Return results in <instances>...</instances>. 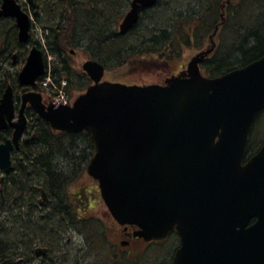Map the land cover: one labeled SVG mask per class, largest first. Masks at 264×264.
<instances>
[{"label": "water", "instance_id": "water-1", "mask_svg": "<svg viewBox=\"0 0 264 264\" xmlns=\"http://www.w3.org/2000/svg\"><path fill=\"white\" fill-rule=\"evenodd\" d=\"M156 1L131 0L118 34L128 33ZM0 18L14 20L19 43L29 41L30 18L16 0H2ZM213 48L211 42L162 84L144 86L105 81L104 66L88 59L81 68L91 84L71 106L45 105L41 94L28 91L20 96L17 118L8 84L0 98V132L11 129L0 142V194L29 107L53 130L89 133L94 155L86 172L97 181L111 218L136 227L133 236L145 242L179 235L171 264H256L254 238L263 220L245 226L260 217L256 200L264 197L256 193H264V143L242 160L264 110V56L210 78L201 74L200 64ZM44 74L43 52L34 45L17 83L32 89ZM198 190L212 193H193Z\"/></svg>", "mask_w": 264, "mask_h": 264}, {"label": "trees", "instance_id": "trees-1", "mask_svg": "<svg viewBox=\"0 0 264 264\" xmlns=\"http://www.w3.org/2000/svg\"><path fill=\"white\" fill-rule=\"evenodd\" d=\"M33 1L43 17L42 34L48 54L61 56L60 64L52 65L49 76L57 85L65 81L67 92H83L90 85L84 73L70 67L65 55L66 48H78L75 45L80 42L90 59L101 63L105 70L123 66L132 56H149L170 64L184 48L202 49L219 26L212 53L200 66L204 75L219 77L264 56V0H157L141 11L136 25L125 35L118 34L116 25L130 0H90L86 4L81 0H57V7L50 0ZM115 9L119 10L111 18ZM34 43L32 38L26 44L19 43L14 21L0 18V98L8 84L16 103L18 95L27 91L18 86V71L13 68ZM34 89L38 90L37 86ZM27 119L20 147L12 154L13 170L5 178L0 194V217L10 215L5 219L13 225L2 227L0 222V264H19V247H26L31 241L29 235L37 236L38 229L43 237L57 231L67 222V216L73 228L82 222L72 204L69 214L62 208L67 205L66 190L82 176L93 156L89 133L55 131L32 110L27 111ZM10 134L11 129L0 133V141ZM41 192L49 196L52 209L38 222L41 224L33 225L23 220L29 217L25 210L38 204ZM81 193L83 190L74 192L72 199L77 202ZM17 226L28 234L14 231V227L20 228Z\"/></svg>", "mask_w": 264, "mask_h": 264}, {"label": "rangeland", "instance_id": "rangeland-1", "mask_svg": "<svg viewBox=\"0 0 264 264\" xmlns=\"http://www.w3.org/2000/svg\"><path fill=\"white\" fill-rule=\"evenodd\" d=\"M83 1V4L89 3L90 0H81ZM99 2V1H98ZM97 2V4H99ZM19 3L22 5L24 9H27V12L29 11V6L27 5L25 0H19ZM50 3H54V7H57V0H50ZM41 4V3H40ZM129 4V3H128ZM127 4V7H128ZM103 8V5L100 2V10ZM56 9V8H55ZM121 9V8H120ZM119 9H115L113 13H111L112 16L116 14V11ZM127 11V8L124 10L123 15ZM225 14V11H224ZM123 15L119 19L118 23L121 21ZM223 16V15H222ZM43 17L40 15L36 19H32V25L30 30V35L32 39L34 40H40V43L44 45L43 41V34H42V25L40 24L41 19ZM118 24L116 25L117 28ZM217 31L213 36V33L208 38L207 44L202 48H184L180 55L176 57L170 64H167L166 62L160 61L159 59H153L149 56H145L144 58H134L135 56H132L129 58V60L121 67L114 68L112 70H106L103 80L109 81V82H118L126 85H149V84H162L164 80L172 75L177 74L180 70H183L186 68L187 63L190 61V59L195 56L200 51H203L211 46V42L215 45V36L218 32L219 26L216 27ZM215 31V30H214ZM212 37V38H211ZM26 48L23 47L22 50H25ZM71 50L74 52L70 54V61L71 65L74 67L73 70L75 72L81 73L82 64L90 58V55L87 54V52L83 50H79L77 48H71ZM28 52V51H27ZM46 53V61H47V68L46 70L49 71L52 67V56L48 54V52L45 50ZM27 55V54H26ZM26 55L23 57H20L17 59V64L13 68V71H19L21 67L24 64ZM208 57V56H207ZM24 60V61H23ZM16 61V59H15ZM23 61V63H22ZM202 72V71H201ZM83 73V72H82ZM51 85V83H49ZM38 90H35V92H38L43 97V102L45 103L47 99V89H45L41 84L37 86ZM27 91H33L32 89H29ZM26 92V91H25ZM82 92L79 91H73L69 92V99L74 101ZM21 94L18 95L20 97ZM264 138V114H261L256 122L254 123L253 132H252V139L251 143L252 146H256V144H259V139ZM83 190V196H87L89 203L92 204L93 202V208L89 213V216L93 217L97 215L99 217V221L101 223H98L100 234L95 235L94 232H90L95 224L90 225V217L88 216V243L83 242V238H81L79 231L77 229H72V237H71V243L69 246V256L67 257V264H169L170 257L173 254V250L175 249L176 245L173 241V239H169L167 242L164 243H152V244H144V243H132L131 246L125 247V248H117L116 244L118 242V237L115 234L117 232V228L113 225L114 221L112 220L110 214L108 213L105 205L103 204L100 193L98 189L97 181H95L92 177H90L86 170L83 171L82 176L78 179L76 183H73V185L69 186L67 191V196L71 197V202L73 205V208L75 211L78 212V215H81L80 208L78 210L77 207L82 206L81 204L75 202L72 199V194L74 192ZM81 199V198H79ZM85 199V198H83ZM28 209V208H27ZM25 210V212L29 213V217H25L23 219L24 221H30L31 224L36 225L38 218L40 220H43L42 217L47 218L49 214L46 212H41L37 209H31L30 211ZM88 213L83 214L85 216ZM28 215V214H27ZM11 218L9 215H1L0 222L2 224V227H8L10 228L12 223L9 221H6L5 218ZM5 219V221H3ZM22 220V221H23ZM39 220V221H40ZM43 223V222H42ZM41 224V223H40ZM1 226V225H0ZM19 229L16 230V227L14 231H19V233H22L23 236L27 235L28 233L23 229L22 226H17ZM36 227H32L33 231H36ZM115 228V230H114ZM114 233V234H113ZM31 240L36 241L34 235H29ZM30 242V241H29ZM27 246L19 247L20 252L19 254L22 255L23 253L26 254L25 257H33V253L30 255L27 251ZM57 257V255L55 256ZM54 264H57L58 262H53ZM14 264V262H12Z\"/></svg>", "mask_w": 264, "mask_h": 264}, {"label": "flooded vegetation", "instance_id": "flooded-vegetation-1", "mask_svg": "<svg viewBox=\"0 0 264 264\" xmlns=\"http://www.w3.org/2000/svg\"><path fill=\"white\" fill-rule=\"evenodd\" d=\"M21 5V4H20ZM22 7V5H21ZM32 38V37H31ZM35 43L32 44L30 47H32L33 45H37V47L42 50L44 52V50L42 49L41 46H44L40 43V40H34ZM76 47H78L77 49L82 50L83 48V44L80 42V44H76ZM29 50V49H28ZM74 53L71 48H66L65 49V55L68 58L67 62L69 63L71 68H74L71 65V61H70V54ZM90 59V58H88ZM52 65H56V64H60L61 62V56L60 57H52ZM15 62V59L13 61V63ZM44 63H45V69L47 66V61H46V57L44 58ZM17 107V106H16ZM25 110H32L29 107H27ZM33 111V110H32ZM34 112V111H33ZM264 114V110L259 114ZM28 120V119H27ZM252 132L249 135V141L247 144V149L245 152V156L243 159V164L246 163L253 155H255L257 153V151L259 150V148L261 147V145L264 143V138L263 139H259V144H256V146H252ZM64 193V191L62 192ZM67 194V191L65 192ZM193 193H212L211 191H202V190H198V191H194ZM258 196H263L264 197V193H256ZM67 196V195H66ZM81 199H78V203L81 204L82 206L77 207L78 210L80 208L81 211V215L80 218L82 219V222L80 223L79 226H75L74 228L72 227V225L70 224V221L68 220L67 216V222H64L62 225H60V227L58 228V230H53L52 233L49 231L47 232L48 234L41 237L40 233V229H38L37 231V236H35V238L37 239L36 241L31 240L29 243V246L26 248L28 252V254H32L33 253V257H25L26 254H22L20 260H18L19 264H54L53 262H58L57 264H67V257L69 256V246L71 243V237H72V229H77L81 236V238H83V242L88 243V216L90 211L93 208V202L92 204L89 203V200L87 198V196H83V193H81ZM85 198V199H83ZM101 198V196H100ZM102 200V199H101ZM66 201H67V205H65V207L62 208V210L66 211L67 214H69V211L71 210L72 207V203L71 202V197L67 196L66 197ZM103 202V200H102ZM256 202H258L259 204H261V206L259 207V213H260V217H251L249 218L247 224H246V229H248L249 227L253 226L259 219L263 222V224L261 225V227L258 229L257 235L254 238L255 242L258 245V254H257V258H256V264H264V198H260L259 200L257 199ZM37 205L33 208V209H37L40 210L41 212H46L47 214L51 213V205H50V200H49V196L44 193L41 192L40 193V198L39 200H37ZM86 214L85 216H83V214ZM90 217V225L95 224L96 226H94L92 228V230L90 232H94L95 235L100 234V229L98 226V223L100 224L101 221H99V217L97 215ZM42 219H44V217H42ZM40 220V218H38V221L36 222L37 224ZM113 225H117L115 222L113 223ZM115 228H117V232H115V234L118 237V242L116 244L117 248H125L128 246H131L132 243H146V244H152V243H164L167 242L169 239H173L176 247L173 250V254L170 257V261L169 264L172 263V258L174 256V253L177 251V249L180 248L181 245V238L179 237V235H177L175 232H171L169 235L166 236L165 239L160 240V241H148L145 242L143 239L138 238V237H134L133 236V232L136 230L135 227L132 226H115ZM114 228V230H115ZM114 234V233H113ZM30 254V255H31ZM57 255V257H55Z\"/></svg>", "mask_w": 264, "mask_h": 264}, {"label": "bare ground", "instance_id": "bare-ground-1", "mask_svg": "<svg viewBox=\"0 0 264 264\" xmlns=\"http://www.w3.org/2000/svg\"><path fill=\"white\" fill-rule=\"evenodd\" d=\"M26 1V3H27V5L29 6V11L30 12H27V9H24L23 7H22V10L24 11V12H26L27 14H28V16H29V18H30V25H32V19H36L38 16H40V13H39V10H37V9H35V2L33 1L32 2V5L31 4H29L28 3V1L27 0H25ZM131 1V0H130ZM130 3V2H129ZM40 24H41V22H40ZM42 32H43V28H42ZM16 36H17V39H18V30H17V28H16ZM42 47V49L45 51H47V49H46V46H45V43H44V46H41ZM15 55L16 54H13V56H12V63H13V57H15ZM15 59V58H14ZM53 84H56V83H54L53 82ZM47 95H49V92H47ZM19 105H20V102L19 103H17L16 104V106L14 107L15 108V111H14V114H15V118H17V116H18V110H19ZM24 115H25V117H26V119H27V110H24ZM12 172V171H11ZM10 172V173H11ZM9 173V174H10ZM8 174V175H9ZM2 173L0 172V178L2 177ZM8 175H6V176H4V182H5V178L8 176ZM4 182L2 183V186H3V184H4ZM2 186H1V189H2Z\"/></svg>", "mask_w": 264, "mask_h": 264}, {"label": "built area", "instance_id": "built-area-1", "mask_svg": "<svg viewBox=\"0 0 264 264\" xmlns=\"http://www.w3.org/2000/svg\"><path fill=\"white\" fill-rule=\"evenodd\" d=\"M50 80L46 79L42 85L45 89L48 90V85H49ZM63 85V84H62ZM49 97L52 101L53 104H59V103H63L66 104L68 103V97L63 93L62 88H59L57 86H54V91L53 92H49Z\"/></svg>", "mask_w": 264, "mask_h": 264}]
</instances>
